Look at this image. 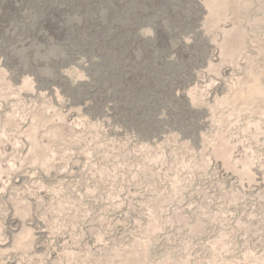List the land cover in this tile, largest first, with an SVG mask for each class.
Returning a JSON list of instances; mask_svg holds the SVG:
<instances>
[{"label":"rangeland","instance_id":"obj_1","mask_svg":"<svg viewBox=\"0 0 264 264\" xmlns=\"http://www.w3.org/2000/svg\"><path fill=\"white\" fill-rule=\"evenodd\" d=\"M17 8L0 19V264H264V0L184 1L166 49L115 77L26 36Z\"/></svg>","mask_w":264,"mask_h":264},{"label":"bare ground","instance_id":"obj_2","mask_svg":"<svg viewBox=\"0 0 264 264\" xmlns=\"http://www.w3.org/2000/svg\"><path fill=\"white\" fill-rule=\"evenodd\" d=\"M184 1L0 0V19L3 22L11 18L21 2L20 13L35 16L34 27L24 24L26 36L48 37L56 42L64 32L75 55L105 57V63L114 61L115 66L111 67L110 73L115 77L116 71L127 70L125 68H130L131 62H137L135 52L151 64L155 48L160 51L166 49L163 47L167 42V32L162 23L187 22L188 17L182 15ZM153 18L158 19L156 26L160 27L156 29L154 40L141 39L139 29L152 27L149 20ZM154 64L161 67L163 62ZM129 76L128 82L137 77L135 74Z\"/></svg>","mask_w":264,"mask_h":264},{"label":"trees","instance_id":"obj_3","mask_svg":"<svg viewBox=\"0 0 264 264\" xmlns=\"http://www.w3.org/2000/svg\"><path fill=\"white\" fill-rule=\"evenodd\" d=\"M55 44H57V45L63 44L67 48V50L70 52V55L75 56L64 32L62 33V35L59 37V39L56 41Z\"/></svg>","mask_w":264,"mask_h":264}]
</instances>
